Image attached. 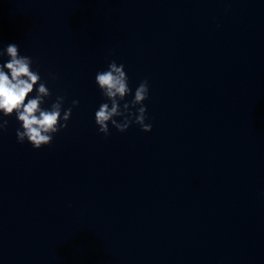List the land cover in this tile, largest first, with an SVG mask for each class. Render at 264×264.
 <instances>
[{
	"label": "clouds",
	"instance_id": "1",
	"mask_svg": "<svg viewBox=\"0 0 264 264\" xmlns=\"http://www.w3.org/2000/svg\"><path fill=\"white\" fill-rule=\"evenodd\" d=\"M5 54L9 59L0 63V113L3 114L0 131H5L8 126V120L4 118L15 115L21 125L16 130L17 142L27 141L33 149H41L52 143L55 134L68 127L72 108L78 106L79 101L73 100L72 107L64 109L65 97L57 96L50 108L43 107L52 93L46 81L42 82L39 72L33 71L32 57L21 55L19 45L14 43L0 52V56ZM95 83L108 101L95 112L99 133L107 137L110 134L109 124L122 133L132 124L139 125L143 132L152 130V125L145 122L148 117L144 101L149 98L147 80L140 82L133 94L125 66L113 60L106 70L96 73ZM34 88L35 95L29 98ZM129 95L133 96L130 101L126 100ZM117 117L121 119L117 120Z\"/></svg>",
	"mask_w": 264,
	"mask_h": 264
}]
</instances>
